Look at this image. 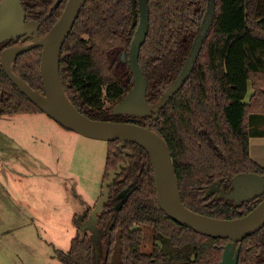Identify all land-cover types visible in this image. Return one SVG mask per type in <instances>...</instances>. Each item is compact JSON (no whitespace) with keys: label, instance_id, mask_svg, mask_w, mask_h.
I'll return each mask as SVG.
<instances>
[{"label":"trees","instance_id":"16d2710c","mask_svg":"<svg viewBox=\"0 0 264 264\" xmlns=\"http://www.w3.org/2000/svg\"><path fill=\"white\" fill-rule=\"evenodd\" d=\"M21 2L27 21H36L44 37L68 0ZM207 10L208 0H149L150 28L139 63L151 105L161 102L180 75ZM132 22V0H87L61 52L60 74L69 100L93 120L132 123L160 135L190 210L225 220L249 214L264 194L236 204L220 192L209 193L214 185L231 191L233 179L241 174L264 176V167L250 155L253 122L256 115H264V0H216L215 18L192 74L158 117L112 113L134 86L128 62L137 28ZM32 40L20 37L1 44L0 57L4 49ZM41 55L42 48L21 54L13 70L44 92ZM40 113L0 67V118ZM119 145L108 142L105 181L111 170L126 163ZM125 149L132 152L127 155L129 167L110 186L106 210L99 216L105 223L97 224L99 264H221L229 240L198 234L164 213L149 154L134 143ZM147 240L149 248L144 247ZM237 246L238 264H264V227ZM55 256L61 264H95L94 235L79 233L68 252L55 250Z\"/></svg>","mask_w":264,"mask_h":264},{"label":"water","instance_id":"95a60500","mask_svg":"<svg viewBox=\"0 0 264 264\" xmlns=\"http://www.w3.org/2000/svg\"><path fill=\"white\" fill-rule=\"evenodd\" d=\"M86 2L87 0H68L57 23L46 36L40 37L38 23L34 20L27 21L21 0H4L0 4V45L20 37H33V40L24 45L4 49L0 63L7 77L19 91L66 130L107 143L120 141L119 148L126 163H120L116 170L110 171L109 178L103 185L102 197L91 212L89 220L79 223L82 232L89 231L94 235L95 264L100 262L97 244L100 237L97 227L98 215L104 212V205L109 200L110 186L122 170L129 167L127 155H132V152L125 149L127 143H134L149 154L155 174L157 202L162 211L178 224L198 234L229 240L224 247L221 264H238L241 246L237 244L264 227V200L249 214L232 220L207 217L190 210L182 201L174 160L167 143L160 135L150 128L132 123L93 120L81 113L69 100L60 74L61 52ZM132 12V27L137 28L129 50L128 62L134 86L114 107L112 113L133 117L156 113L158 117L165 102L183 87L192 74L215 18L216 0H208L207 15L192 45L190 55L180 75L166 90L157 106L151 105L147 100L148 86L139 63L141 49L150 28L149 0H132ZM35 48H42L40 75L44 92L34 90L13 70L16 59ZM125 57L124 55L123 59ZM215 192H220L223 198L235 201L236 204L252 201L264 194V176L241 174L233 179L231 191L225 192L218 185H214L209 195Z\"/></svg>","mask_w":264,"mask_h":264},{"label":"rangeland","instance_id":"374dc122","mask_svg":"<svg viewBox=\"0 0 264 264\" xmlns=\"http://www.w3.org/2000/svg\"><path fill=\"white\" fill-rule=\"evenodd\" d=\"M1 119L0 264H61L55 250H70L84 233L81 218L102 194L108 143L66 130L45 113ZM252 132L264 138V124ZM259 141L255 152L264 163V139ZM22 150L32 155H17ZM12 174L20 182L11 183ZM39 180L45 186L30 185ZM149 246L147 240L144 247Z\"/></svg>","mask_w":264,"mask_h":264},{"label":"crops","instance_id":"0c3cea01","mask_svg":"<svg viewBox=\"0 0 264 264\" xmlns=\"http://www.w3.org/2000/svg\"><path fill=\"white\" fill-rule=\"evenodd\" d=\"M36 115H38V114H36ZM35 115V116H36ZM21 116V115H20ZM23 116H27V115H23ZM1 119V118H0ZM2 120V119H1ZM7 122H8V119L6 120ZM11 121V120H10ZM16 121V123L18 122V121H20V120H15ZM264 120H261V119H257L256 121H254L253 122V129H254V126H257V125H259V124H264V123H262ZM260 139H264V138H260ZM259 138H251L250 139V155H251V157H252V159L254 160V161H256L259 165H261L262 167H264V163H263V161H262V159L260 158V156H258L257 155V152H255V151H258L259 152V150H260V147L258 146V144L257 143H260V140ZM261 146V145H260ZM9 147H12V145H9ZM17 153V155H20V156H31L32 154H30L29 152H28V150H22L21 152L20 151H17L16 152ZM34 154L35 155H37L38 156V154L36 153V152H34ZM12 157V156H11ZM11 159H14V156L11 158ZM2 161L0 160V163H1ZM39 176V175H38ZM27 177H30V176H27ZM18 178H19V175H18ZM18 178H14V175L12 174V181H10L11 183H16V182H20V179H18ZM45 178H46V176H44L43 177V175H41L40 176V179H42L44 182H45ZM31 186H35V185H37V186H45L43 183H41V180H39L38 182H37V184H30Z\"/></svg>","mask_w":264,"mask_h":264},{"label":"flooded vegetation","instance_id":"af4514ba","mask_svg":"<svg viewBox=\"0 0 264 264\" xmlns=\"http://www.w3.org/2000/svg\"><path fill=\"white\" fill-rule=\"evenodd\" d=\"M105 93H106V91H105ZM103 185H104V182H103ZM103 185H102V191H103ZM102 197V194H101V196L99 197V199ZM99 199L96 201V203H95V205L97 204V202L99 201ZM95 205H94V207L93 208H90V207H88L89 209L87 210V212L84 214V217H82L81 218V221H80V223H85V222H87L88 220H89V217H90V215H91V212L94 210V208H95ZM105 205H106V203H105ZM104 205V212H105V210H106V206ZM103 212V213H104ZM102 213V214H103ZM101 215V214H100ZM100 215H98V221H97V223H105V220H103V221H101L100 219H99V216ZM78 218V215L76 216V219Z\"/></svg>","mask_w":264,"mask_h":264},{"label":"built area","instance_id":"2783aa9c","mask_svg":"<svg viewBox=\"0 0 264 264\" xmlns=\"http://www.w3.org/2000/svg\"><path fill=\"white\" fill-rule=\"evenodd\" d=\"M0 67H1V63H0Z\"/></svg>","mask_w":264,"mask_h":264}]
</instances>
